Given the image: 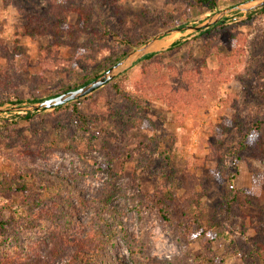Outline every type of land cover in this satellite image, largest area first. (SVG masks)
<instances>
[{
    "label": "rangeland",
    "instance_id": "374dc122",
    "mask_svg": "<svg viewBox=\"0 0 264 264\" xmlns=\"http://www.w3.org/2000/svg\"><path fill=\"white\" fill-rule=\"evenodd\" d=\"M249 1L217 0V11L209 13L188 0H83L81 6L89 10L86 33L78 32L74 40L67 37L80 25L71 14L55 40L49 32L39 36L36 29L53 23L46 0H0V76L12 81L8 90L0 87V97L23 101L0 107L48 99L74 75L84 74L75 67L79 53L102 59L130 44L129 53L139 55L143 44L166 31L200 26L216 13ZM209 28L207 33H172L151 44L114 80L85 97L92 96L79 107L85 126L68 110L57 115L52 109L0 111V173L8 180L20 170L34 169L67 178L90 198L98 192L107 196L97 208L64 204L53 209L52 201L62 200L64 193L43 191L35 183L28 192L39 201L32 211L33 228L1 238L0 250L27 256L50 253L72 212L95 233L91 238H102L104 254L111 259L120 256L134 264L140 258V264L143 257H155L196 264L194 258L208 254L216 258L215 264H248L243 258L260 226L257 207L264 206V165L248 151L240 159L233 156L239 141L234 127L264 133V17L260 9L230 11ZM173 43L177 45L168 50ZM148 53L158 55L142 68L141 57ZM122 76L128 81L125 98L111 87ZM188 80L195 98L194 93L178 97L171 105L160 98L171 88L183 89ZM27 113H34L32 121L16 117ZM224 120H234V127L215 145L214 130ZM228 173L238 202L247 204H226L221 180ZM169 181L178 188L172 224L152 214L140 217L139 194L166 187ZM1 197L20 200L16 193ZM193 198L227 240L182 237L180 228L189 224Z\"/></svg>",
    "mask_w": 264,
    "mask_h": 264
},
{
    "label": "trees",
    "instance_id": "16d2710c",
    "mask_svg": "<svg viewBox=\"0 0 264 264\" xmlns=\"http://www.w3.org/2000/svg\"><path fill=\"white\" fill-rule=\"evenodd\" d=\"M4 3H12L13 0H1ZM83 0H46L47 15L53 20V23H47L46 25L36 28L39 36L46 35L47 32L53 34L55 40L62 33L65 25L68 22V17L71 14H76L79 19V27L67 32V37L76 39L78 32L86 33L89 23V10L81 6ZM192 4L207 10L209 13H215L217 11V0H188ZM261 15L264 17V7L260 9ZM251 17V16H249ZM169 25V23H165ZM26 27L33 29V24L28 23ZM210 28L205 29L203 32L207 33ZM144 43L137 42L134 47H137ZM130 45V44H129ZM129 45H121L115 50L109 52L107 56L102 59H97L89 56H84L83 52L79 53V57L75 60V67L82 69L83 75H74L67 84H62L56 93L48 98L56 97L64 94L68 91L75 90L83 87L96 78H98L106 70L117 64L123 58L127 56ZM177 43L170 45L168 50H172ZM156 53H148L142 57V68L148 66L150 62L156 57ZM160 55H163L161 53ZM192 73H190L191 75ZM12 86V81L7 80V77L0 76V87L8 90ZM111 87L116 94L121 97H127L128 81L125 76L116 79ZM189 80L183 89L174 87L171 88L167 94H162L160 98H167L168 103L171 105L177 101V98L186 99L190 94H193ZM262 100L264 102V80L262 87L260 88ZM195 98V93L193 94ZM92 96L89 98H81L68 103L64 108L62 106L52 109V113L61 114L63 110L71 111V115L81 124L86 125L84 117L82 116L79 107L85 102H90ZM38 99H31L30 104L37 103ZM23 101L19 98L6 99L0 97V106L6 104H22ZM34 113H27L25 116H16L19 119L25 121H32ZM236 120V119H234ZM224 120L222 124L218 125L214 130L215 145L220 144L223 139L224 133L234 127L233 121ZM9 123H4L3 126H8ZM236 133H238V151H234L233 156L240 159V154L248 151L250 158L259 161L264 165V133L258 132V130L248 131L242 128L239 124L234 127ZM257 129V128H256ZM260 129V128H259ZM234 131V132H235ZM253 133V134H252ZM252 135V136H251ZM252 137V140L250 139ZM250 139V140H249ZM220 142V143H219ZM219 180V179H218ZM35 183H41L43 191L52 192L56 194L64 193V200H53V209L56 207H63L66 204L68 208L75 209L80 204H84L88 209L97 208V205H105L107 196L102 192H98L93 197H89L86 194H81L80 190L67 178L58 177L53 174L40 172L34 169L20 170L18 176L13 180H8L6 176L0 173V239L6 237L10 232L14 230H30L33 228V213L35 207L38 206L39 201L36 198L28 195ZM221 185L225 191V201L228 205L242 206L247 204L245 200L238 202V191L234 188L233 175L227 174L226 179L221 180ZM177 186L173 182H167V186H159L151 193H140L138 199L137 211L142 215L152 214L161 223L171 225L172 224V205L176 202L175 196ZM16 193L20 195L18 202L12 203L11 199H2V195L11 196ZM54 193V192H53ZM54 193V194H55ZM248 196V195H247ZM76 201L73 204L72 201ZM51 202V201H50ZM238 203V204H237ZM193 210L190 217L188 226L181 227V235L183 238L192 240L199 237L208 236L211 241L217 239L227 240V236L217 229L218 224L210 223V219L207 216L206 211L202 208L201 202L197 198L192 199ZM78 214L69 213L68 219L64 220L65 229L58 231L56 237V244L50 248V253L38 254L35 256H27L24 254H14V252L0 250V264H128L124 258L115 256L114 259L108 258L104 254L103 245L104 242L101 237L91 238L95 236V233L86 227V224L80 225V221L77 219ZM257 222L260 224L254 242L248 246L247 252L243 260H248V264H264V206L257 207ZM70 227L72 229H70ZM86 227V228H85ZM213 232L210 234V232ZM5 247V246H4ZM3 248V247H2ZM140 259V258H138ZM137 259V260H138ZM137 260H132L136 264ZM196 264H215L216 258L209 256L208 254H201L194 258ZM140 264H173L168 259H158L155 257H143L140 260Z\"/></svg>",
    "mask_w": 264,
    "mask_h": 264
},
{
    "label": "water",
    "instance_id": "95a60500",
    "mask_svg": "<svg viewBox=\"0 0 264 264\" xmlns=\"http://www.w3.org/2000/svg\"><path fill=\"white\" fill-rule=\"evenodd\" d=\"M250 4H252V5H250ZM248 5H250V6H248ZM262 7H264V0H252V1L240 4L238 6H235L231 9L225 10L224 12L216 13L217 17L215 19H214V17H215L214 16L213 18L209 19L206 23H204L200 26L181 27V28H175V29L166 31V32L162 33L160 36H157L154 39H151L150 41L143 44V46L137 50V54H139V55L134 56V53L127 54V56L125 58H123L117 64H115L114 66H112L111 68L106 70L104 73H102L98 78H96L95 80H93L92 82H90L89 84H87L83 87L68 91V92L61 94V95H58L56 97L44 99L42 101H39L37 103L31 104V105L25 106V107H13V108L3 109L1 107H4V106H1L0 111L29 110V111L35 112V111H40V110H50V109H54L56 107H60V106H63L65 104H68L72 101H75V100H78L81 98H85L88 95L95 92L96 90L104 87L106 84H108L112 80H114L120 73H122L128 66H130L133 61L138 59L139 56H141L142 53L151 44L160 40V38L168 36L169 34L176 33V32L181 33V32H184L186 30H190V31H194V32L203 31L204 29L209 28L210 25H214V24L218 23L220 17L226 12H230V11L249 12V11H252L255 9H261ZM216 14H214V15H216ZM144 55H146V54H144Z\"/></svg>",
    "mask_w": 264,
    "mask_h": 264
}]
</instances>
